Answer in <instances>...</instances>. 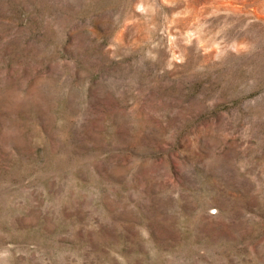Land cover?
Listing matches in <instances>:
<instances>
[{
    "label": "rangeland",
    "instance_id": "1",
    "mask_svg": "<svg viewBox=\"0 0 264 264\" xmlns=\"http://www.w3.org/2000/svg\"><path fill=\"white\" fill-rule=\"evenodd\" d=\"M0 264H264V0H0Z\"/></svg>",
    "mask_w": 264,
    "mask_h": 264
}]
</instances>
